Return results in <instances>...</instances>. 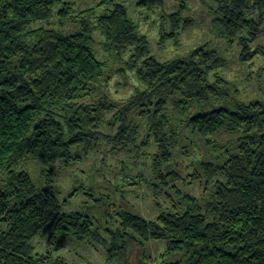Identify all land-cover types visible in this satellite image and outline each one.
<instances>
[{
	"label": "trees",
	"instance_id": "16d2710c",
	"mask_svg": "<svg viewBox=\"0 0 264 264\" xmlns=\"http://www.w3.org/2000/svg\"><path fill=\"white\" fill-rule=\"evenodd\" d=\"M130 1L102 0L109 8L78 11L66 2L57 7L60 0H0V264H68L34 244L67 236L102 246L104 264H158L148 253L152 241L164 242L162 255L172 259L161 264H264V96L239 99V89L217 73L226 60L205 45L157 59L129 15ZM162 6L135 0L146 12ZM186 11L180 0L170 27L159 28V45L189 27ZM211 13L213 32L239 47L241 62H264V43H257L264 0H218ZM127 72L142 88L118 102L106 90L114 75ZM177 115L222 154L198 162L209 195L176 188L181 209H162L153 219L131 209L108 207L97 217L71 210L77 186L61 199L52 166L81 162L102 139L134 146L141 125V145L155 146L157 172L187 155ZM103 125L116 127V137ZM222 133L232 136L229 144L217 141ZM31 164L42 165L38 177L30 168L16 170Z\"/></svg>",
	"mask_w": 264,
	"mask_h": 264
},
{
	"label": "rangeland",
	"instance_id": "374dc122",
	"mask_svg": "<svg viewBox=\"0 0 264 264\" xmlns=\"http://www.w3.org/2000/svg\"><path fill=\"white\" fill-rule=\"evenodd\" d=\"M185 1L187 11L182 16L190 18L191 24L180 33L177 41H167L163 45L158 44L159 28L161 25L167 29L170 27L168 15L176 11L180 0H163V6L151 12L137 9L135 0L126 4L130 17L138 24L140 32L147 36L152 55L159 60H167L205 45L218 51L226 60L225 67L219 69L217 73L239 89V99L245 101L263 97L262 59L257 57L251 64L241 62L239 47L218 38L213 32L211 12L218 0ZM62 2L72 4L78 11L95 5H99L97 8L101 11L109 8L101 3L102 0H60L57 7H60ZM257 43H264V26ZM96 47L100 50V44ZM134 87L142 88V85L132 73L127 72V77L114 75L106 92L113 100L122 102L133 94ZM110 117L111 114L108 115V118ZM174 126L180 133V146L187 155H177L176 160L164 167L161 173L153 167V155L156 151L154 144L147 147L141 145L146 137L145 125L139 127L134 146L128 145L127 149H123L113 140L102 139L81 162H73L69 166L59 162L52 166V177L60 191L61 199L69 195L72 187L77 186L78 191L69 204L71 210L83 212L89 210L97 217L100 213L104 214L108 207L111 210L131 209L146 219H153L162 209L172 206L177 210L181 209L178 190L196 198L209 195L212 188L209 185L208 189L204 190L206 179L198 162L219 161L222 155L220 150H212L201 138L192 134L190 129L184 126L183 117L177 115ZM101 130L111 138L116 137L118 132L116 127L110 128L108 125H103ZM231 139L232 136L227 133L217 137V141L222 145L229 144ZM29 168L38 177L42 165H21L16 170ZM97 199H101V202ZM34 244L37 251L51 250L56 256L63 257L68 264H104L106 260L103 247L94 241L81 242L67 236L60 240L40 238ZM148 247V253L154 262L161 264L172 260L169 256L162 255L165 250L164 242L152 241Z\"/></svg>",
	"mask_w": 264,
	"mask_h": 264
}]
</instances>
